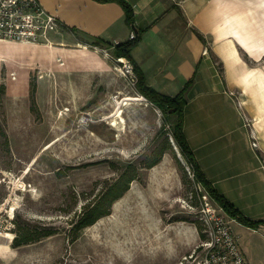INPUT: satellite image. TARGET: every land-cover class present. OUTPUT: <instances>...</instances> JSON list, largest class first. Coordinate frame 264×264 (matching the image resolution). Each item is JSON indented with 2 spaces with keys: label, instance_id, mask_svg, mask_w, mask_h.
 <instances>
[{
  "label": "rangeland",
  "instance_id": "374dc122",
  "mask_svg": "<svg viewBox=\"0 0 264 264\" xmlns=\"http://www.w3.org/2000/svg\"><path fill=\"white\" fill-rule=\"evenodd\" d=\"M254 1L257 19L264 0ZM126 65L113 45L61 27L46 47L0 44V264H177L199 253L201 217L216 205L175 146L174 117L136 91ZM129 169L108 214L76 228Z\"/></svg>",
  "mask_w": 264,
  "mask_h": 264
},
{
  "label": "crops",
  "instance_id": "0c3cea01",
  "mask_svg": "<svg viewBox=\"0 0 264 264\" xmlns=\"http://www.w3.org/2000/svg\"><path fill=\"white\" fill-rule=\"evenodd\" d=\"M123 1L133 30L115 1L38 0L65 30L111 45L139 34L130 56L158 93L174 96L191 81L182 131L202 173L243 216L264 221V5L255 19L254 0ZM230 227L247 264H264V226Z\"/></svg>",
  "mask_w": 264,
  "mask_h": 264
},
{
  "label": "built area",
  "instance_id": "2783aa9c",
  "mask_svg": "<svg viewBox=\"0 0 264 264\" xmlns=\"http://www.w3.org/2000/svg\"><path fill=\"white\" fill-rule=\"evenodd\" d=\"M57 27L55 17L38 0H0V44L46 47L47 34L57 31ZM134 36L131 31L128 39ZM121 63L131 69L126 61ZM238 106H242L240 101ZM241 116L248 128L250 146L257 149L258 137L252 122L244 114ZM201 220L205 237L197 246L199 253L194 250L184 255L177 264H247L231 231L232 218L216 206L205 209Z\"/></svg>",
  "mask_w": 264,
  "mask_h": 264
},
{
  "label": "trees",
  "instance_id": "16d2710c",
  "mask_svg": "<svg viewBox=\"0 0 264 264\" xmlns=\"http://www.w3.org/2000/svg\"><path fill=\"white\" fill-rule=\"evenodd\" d=\"M96 1H115L120 4L122 9L124 10L125 22L133 30V12L132 8L126 2H124L123 0ZM134 34L135 36L133 39H128L122 43L113 45L114 55L118 59L120 58L121 62L128 60L132 64L133 71L137 77L136 91L140 95L145 97V99L149 103H151L155 108H157L164 117H174L171 136L174 140L175 146L180 156L191 169L193 179L202 186V188L205 190L206 194L209 196L212 202L215 203L217 207L221 208L228 217L236 219L238 222L242 223L244 226H247L249 228L256 229L259 226H264V221H252L243 216L230 202H228L221 194H219L214 189L212 184L206 179L182 131L183 108L186 104L185 91L190 85L191 81H188L184 85L182 90L174 96L162 95L155 91L153 88L149 87L145 82L141 70L130 56V51L133 47L137 45L139 41V34H137L136 32H134ZM92 39H94L96 42L111 46V44L103 42L100 39ZM124 58L126 60H124ZM155 163L156 161L149 162L147 166L150 167ZM132 170L129 169L126 172L122 173L115 182L111 183L108 187H106V190L101 194V196L97 200L92 202L91 205H88L84 208V213L78 220L76 228L80 229L89 226L102 216L108 214V210L112 202L119 198L128 189V182L134 178Z\"/></svg>",
  "mask_w": 264,
  "mask_h": 264
},
{
  "label": "bare ground",
  "instance_id": "6f19581e",
  "mask_svg": "<svg viewBox=\"0 0 264 264\" xmlns=\"http://www.w3.org/2000/svg\"><path fill=\"white\" fill-rule=\"evenodd\" d=\"M78 46H80V45H78ZM51 47V46H50ZM81 47V46H80ZM120 60V59H119ZM124 100V99H123ZM124 102V101H123ZM117 106V105H116ZM120 107V106H119Z\"/></svg>",
  "mask_w": 264,
  "mask_h": 264
}]
</instances>
